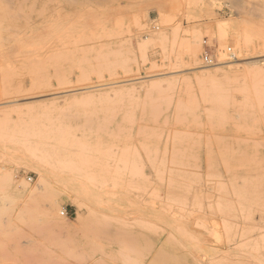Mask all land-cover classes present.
Wrapping results in <instances>:
<instances>
[{"label": "rangeland", "instance_id": "374dc122", "mask_svg": "<svg viewBox=\"0 0 264 264\" xmlns=\"http://www.w3.org/2000/svg\"><path fill=\"white\" fill-rule=\"evenodd\" d=\"M0 65V264H264V0H0Z\"/></svg>", "mask_w": 264, "mask_h": 264}, {"label": "bare ground", "instance_id": "6f19581e", "mask_svg": "<svg viewBox=\"0 0 264 264\" xmlns=\"http://www.w3.org/2000/svg\"><path fill=\"white\" fill-rule=\"evenodd\" d=\"M27 36V35H26ZM18 38H20V37H18ZM21 39V38H20ZM17 40H19V39H17ZM18 43V42H17ZM35 43V42H34ZM44 43V42H43ZM46 43H47V41H46ZM21 44V43H20ZM46 48V47H45ZM45 48L44 49H42L43 51L45 50ZM36 49H41L40 47L39 48H36ZM28 50H30L31 51V49H28ZM27 50V51H28ZM34 50V49H33ZM30 51H28L29 53H30ZM25 52H26V50H25ZM25 52H22V54L23 53H25ZM40 52V51H39ZM29 53H27V54H29ZM33 53V52H32ZM21 54V55H22ZM36 56H34V58H35ZM31 59V58H30ZM36 59H38V60H41V59H39V58H36ZM24 60V59H23ZM25 60H27V59H25ZM24 60V61H25ZM29 61V60H28ZM1 66V65H0ZM27 66V65H26ZM25 68V67H24ZM201 74V73H200ZM211 74L210 73H202L200 76L202 77V78H206V77H209ZM251 134V133H250ZM113 192H115V191H113ZM109 195V194H108ZM61 215H65L66 216V213H65V211L64 212H62L61 213ZM112 251V249L110 248V249H108L106 252H104V253H110Z\"/></svg>", "mask_w": 264, "mask_h": 264}, {"label": "built area", "instance_id": "2783aa9c", "mask_svg": "<svg viewBox=\"0 0 264 264\" xmlns=\"http://www.w3.org/2000/svg\"><path fill=\"white\" fill-rule=\"evenodd\" d=\"M205 60L207 61V59H205ZM208 62H210V60Z\"/></svg>", "mask_w": 264, "mask_h": 264}]
</instances>
